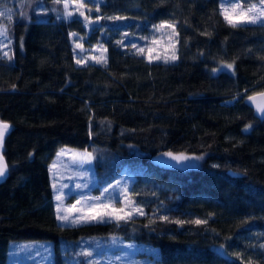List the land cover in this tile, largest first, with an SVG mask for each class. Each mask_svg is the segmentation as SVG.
<instances>
[{"label": "trees", "instance_id": "trees-1", "mask_svg": "<svg viewBox=\"0 0 264 264\" xmlns=\"http://www.w3.org/2000/svg\"><path fill=\"white\" fill-rule=\"evenodd\" d=\"M2 1L11 43L0 57V120L11 127L0 264L15 240L50 241L52 264H86L85 239L140 245L129 257L136 262L264 264V118L243 102L264 90V25L229 26L220 0H103L99 12L86 0L105 17L86 31L82 16L65 19L53 0ZM162 21L175 24L177 59L149 62L152 26ZM70 33L103 46L107 64L78 65ZM232 62L235 75L212 74ZM61 146L91 153L95 193L131 176L130 198L143 213L60 225L48 168ZM165 151L202 159L163 168L152 158ZM113 253L105 256L120 262Z\"/></svg>", "mask_w": 264, "mask_h": 264}, {"label": "rangeland", "instance_id": "rangeland-1", "mask_svg": "<svg viewBox=\"0 0 264 264\" xmlns=\"http://www.w3.org/2000/svg\"><path fill=\"white\" fill-rule=\"evenodd\" d=\"M86 1V0H85ZM88 1V0H87ZM259 0H256L253 3H258ZM89 3V2H88ZM94 7L93 3H89ZM252 3L243 4V7L247 8ZM3 1L0 0V13L4 10ZM5 6V5H4ZM220 8V1H219ZM77 9V5L70 2L69 10L73 11L72 16H80L79 12L83 11L86 15H89L91 18L96 17L92 15L91 7L87 6L86 8ZM89 9L91 11L89 12ZM221 14V13H220ZM231 14V13H230ZM222 16V15H221ZM1 17V16H0ZM223 17V16H222ZM93 18L92 20H94ZM1 20V19H0ZM84 21L83 26L86 21L82 16ZM95 23V22H94ZM0 25L4 26L0 23ZM85 27L86 31L91 27ZM5 27V26H4ZM7 30V29H6ZM162 32L171 34V28L162 29ZM157 35L151 39L149 46L147 47L148 60L149 55L156 57L159 55L160 59H152L161 61L165 55L170 54L173 49L171 47V41L168 36H161L160 32H156ZM0 40H3V44H0V57L4 56V52L10 53V43L8 39L0 37ZM155 41V43H153ZM77 43L82 45V48L76 47ZM7 45L5 47L4 45ZM73 47L76 48L75 58H83L85 63L95 62V58L104 55V47L100 44H97L96 47L85 44L84 38L81 39V36H76L72 41ZM149 49H152L149 52ZM221 66V65H220ZM68 149L65 155L57 157V152L60 149ZM85 153L83 150H78L75 147H66L61 146L55 153V156L50 161V165L53 161H57V166L50 172V183L53 186L54 196H61V200L54 198L53 205L55 206L56 216H68V221H62L57 219L60 225H74V224H83L85 222H95L91 220V216L96 214L97 211H103L112 216V219L105 217V222L108 220L116 221L115 216H123L124 219L128 217H136L137 215L142 214L143 212L130 198L129 186L133 182L131 176L124 175L116 177L112 182L104 184V186H98L96 193L93 192L92 187L95 185V173L93 168L92 157L91 159H82L80 156H74L73 153ZM49 169V168H48ZM107 189V191H105ZM99 198V200L95 198ZM90 205H100L101 208H92ZM106 205V207H104ZM58 206L60 211H57ZM121 209L123 211H121ZM129 213L131 215L129 216ZM83 217L84 219H80ZM73 220H76V223H72ZM123 220V219H122ZM103 248V251H99ZM140 245H135L134 243L128 242L125 244L123 242H116L113 239H109L106 244L102 243L99 239H85L80 241V251L84 255L86 252H90V256H86V264H154L151 260L147 261L145 259H140L138 262L136 260L138 257L134 255L131 257V252L134 250H139ZM114 251V257L120 262H114L113 256L106 255L107 251ZM8 261L9 264H52L53 262V248L50 241L48 240H15L8 246ZM135 258V259H134ZM69 264H78L77 261H69Z\"/></svg>", "mask_w": 264, "mask_h": 264}, {"label": "snow or ice", "instance_id": "snow-or-ice-1", "mask_svg": "<svg viewBox=\"0 0 264 264\" xmlns=\"http://www.w3.org/2000/svg\"><path fill=\"white\" fill-rule=\"evenodd\" d=\"M70 2L77 5L76 10H79L80 8H86L87 7V3L85 2V0H53V3L63 4L65 19L70 18L73 15V11L69 10ZM88 2L93 3L95 8H96V11L99 12L100 11V4L103 2V0H88ZM246 2H247V0H220V13L229 26L235 28V27H238L239 25H242V24H253V25L261 24V25H264V0H259L258 3H252L250 6L245 8V7H243V4ZM90 11H91V9H89V12ZM0 15H3V13H0ZM79 15L84 17V19L86 21L84 26L86 28L89 27V25H91L94 22L99 23L100 20L105 19V17L98 16L95 18V21H93L92 18L89 15H86L85 12H83V11H80ZM108 19L120 20V19H123V17L115 16V17H108ZM9 20H11V17H9ZM152 28H153L154 32H160L162 37L167 35L169 40L171 41V47H172L173 51L170 54L165 55L163 57L164 62L168 63L169 61L176 60L177 59L176 52H175L176 41H175L174 37L178 35V32L176 31L175 24L169 23L168 21H162L158 25H153ZM164 28H171L172 29L171 34L162 32V29H164ZM69 35H70V37H74L77 34L76 33H70ZM0 37H4V39H8L7 30L2 25H0ZM81 39H83V37H81ZM145 39H147V38H145ZM117 43H118V45H120V44H123V41H118ZM153 43H155V41H153ZM0 44H3V40H0ZM4 46L7 47L6 44ZM132 46L134 48L136 47V45H132ZM76 47L82 48V45L77 43ZM21 49H23V38H21ZM104 51L106 52L107 50L104 49ZM137 51L142 54L144 52V48H137ZM151 51H152V49H149V52H151ZM4 56H8V53L4 52ZM8 58L11 59V57H8ZM160 58L161 57L159 55H157L156 57H152L151 55H149V62H151L152 59H160ZM76 62L78 65L84 63L83 58L77 59ZM95 62L96 63H103L106 65L107 64V57L104 55H101L100 57L95 58ZM222 69H227L229 72L232 73V75H235L234 62L222 63L220 68H212L211 71H212V74L215 75V74L219 73ZM13 87H15V86L13 85ZM245 91H247V90H245ZM247 101L255 107L256 113L258 115H260L262 118H264V92L257 93L255 95H248ZM10 127H11V125L8 122L0 120V180H3L7 176L8 170H9L8 164L5 160L2 149H3L5 136L9 132ZM251 127H252V125H250V124L246 125L243 130L245 132H247ZM68 151H71V150L64 149V148L60 149V151L57 152V157H61V156L65 155V153ZM32 155H33L32 153H29L30 157ZM73 155L74 156L78 155L82 159H89V160L91 159V153H87V152H85V153H75L74 152ZM163 155L167 156L171 160L176 161L177 163H182V162L188 161V160H200V159H202V157H199V156H194V157L185 156L183 153H181L179 155H174L172 152H166ZM56 166H57V161H53V163L49 166V171L51 172ZM213 167H218V166L213 165ZM105 191H107V189ZM56 199L58 201L61 200V196L58 195L56 197ZM95 199L99 200L98 197ZM90 207L97 208V209L101 208L100 205H90ZM104 207H106V205ZM57 211L58 212L60 211L59 206L57 208ZM121 211H123V210L121 209ZM130 215H131V213H129V216ZM106 216L108 219L113 218L112 216H110L106 212L97 211L96 214L91 216V220L103 223V222H105ZM57 218L62 220V221H68L69 220L68 216H58ZM115 218L117 220L124 219V217L120 216V215L115 216ZM80 219H84V218L81 217ZM165 219H166V217H165ZM72 223H76V220H73ZM195 223L199 224V223H202V221L196 220ZM221 247H223V245ZM260 247L264 248V244L260 245ZM84 255L90 256L91 253L86 252V253H84Z\"/></svg>", "mask_w": 264, "mask_h": 264}, {"label": "water", "instance_id": "water-1", "mask_svg": "<svg viewBox=\"0 0 264 264\" xmlns=\"http://www.w3.org/2000/svg\"><path fill=\"white\" fill-rule=\"evenodd\" d=\"M261 92H264V90H262V91H260V92H257V93H261ZM256 93V94H257ZM248 95H255L254 93H252V94H247V96ZM247 96H245L244 98H243V102H244V104H245V106L246 107H249L251 110H252V112H254V116H255V118L259 121V120H262L263 118L260 116V115H258L257 113H256V111H255V107L253 106V105H251L248 101H247ZM7 136V135H6ZM5 136V137H6ZM166 152H168V151H165V152H160L159 154H157L155 157H153L152 159L154 160V163H156V164H158V165H161L163 168H166V167H168V168H172V169H177V168H181L182 166H185V165H187V162L189 161H184V162H182V163H177L176 161H174V160H171V159H169L167 156H165V155H163L164 153H166ZM174 155H179V154H181V153H173ZM186 156V155H185ZM5 157V156H4ZM9 168V167H8ZM5 179H7V176L3 179V180H5ZM3 180H0V182L1 181H3Z\"/></svg>", "mask_w": 264, "mask_h": 264}]
</instances>
